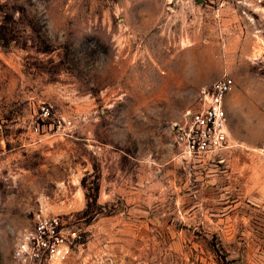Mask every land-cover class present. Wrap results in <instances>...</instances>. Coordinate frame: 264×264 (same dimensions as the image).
<instances>
[{"label":"rangeland","instance_id":"obj_1","mask_svg":"<svg viewBox=\"0 0 264 264\" xmlns=\"http://www.w3.org/2000/svg\"><path fill=\"white\" fill-rule=\"evenodd\" d=\"M223 76L227 142L189 155ZM42 105L72 128L34 133ZM37 213L81 234L41 264H264V4L0 0V264Z\"/></svg>","mask_w":264,"mask_h":264},{"label":"built area","instance_id":"obj_2","mask_svg":"<svg viewBox=\"0 0 264 264\" xmlns=\"http://www.w3.org/2000/svg\"><path fill=\"white\" fill-rule=\"evenodd\" d=\"M264 4V0H256ZM234 80L223 76L216 80L210 90L203 93L202 104L197 110L183 114L181 125H174V138L178 147L194 156L213 152L227 142V116L224 101L233 90ZM57 130H68L72 123L61 117H52L51 107L42 105L32 120V131L40 133L46 126ZM81 240L76 229H66L58 216L34 215L32 227L26 230L13 250L15 264H41L46 261H60L70 246Z\"/></svg>","mask_w":264,"mask_h":264},{"label":"crops","instance_id":"obj_3","mask_svg":"<svg viewBox=\"0 0 264 264\" xmlns=\"http://www.w3.org/2000/svg\"><path fill=\"white\" fill-rule=\"evenodd\" d=\"M52 152V151H51ZM115 169H119V167L117 166V167H115L114 169H113V173H114V170ZM107 171H106V173H108L109 174V169L107 168L106 169ZM107 178L108 177H106V178H104L103 177V179L101 180V186H100V188H101V197L103 196L105 199H108L109 197H110V195H111V193L109 192V191H107V189L108 188H106V186H104V183L106 182V180H107ZM131 195H133V193H134V190H137V188H134V181H133V179H131ZM80 201V200H79ZM109 200H95V203L99 206V205H104L105 203H107ZM77 203V200H72V204L73 205H75ZM101 210H102V208H101ZM76 211V209L74 208L73 209V213ZM69 213L71 212V210L69 209V211H68ZM107 249H111L112 247H106ZM88 249H90V248H88ZM93 249V248H92ZM103 251V249H101V248H97V250H96V253H100V252H102Z\"/></svg>","mask_w":264,"mask_h":264}]
</instances>
